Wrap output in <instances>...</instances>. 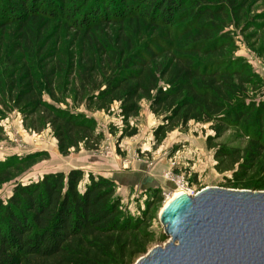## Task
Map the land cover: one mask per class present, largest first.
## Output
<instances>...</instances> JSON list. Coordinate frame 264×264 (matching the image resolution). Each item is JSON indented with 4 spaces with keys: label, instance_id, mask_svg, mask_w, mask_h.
Masks as SVG:
<instances>
[{
    "label": "trees",
    "instance_id": "16d2710c",
    "mask_svg": "<svg viewBox=\"0 0 264 264\" xmlns=\"http://www.w3.org/2000/svg\"><path fill=\"white\" fill-rule=\"evenodd\" d=\"M237 1L0 0V29L18 28L17 43L5 58L11 68L7 81L0 73L2 110H17L36 132L41 127L34 124L44 122L62 155L81 145L95 149L101 135L93 120L44 101L30 63L29 54L38 48L30 24L70 20L71 26L87 31L136 17H144L152 27L179 21L189 24L187 34L194 29L183 48L164 47L163 39L134 50L126 37L125 47L118 37L101 49L113 56L111 73H102L95 61L86 60L81 89H90L89 98L100 109L119 103L124 119L138 113L143 99L148 101L159 120L153 130L155 144L190 122L210 124L214 138L227 127L243 128L248 137L243 149L211 145L213 137L207 142L218 173L245 178L264 154V103L249 101L247 88L255 90L259 83L240 60L222 61L226 40L215 39L225 27L227 12L237 10ZM52 78V72L43 75L47 87ZM135 134L132 130L128 136ZM9 168L10 164L0 165V183L10 176ZM115 190L111 180L80 170L45 174L35 182L16 185L8 200L0 202V264H133L147 253L150 208L160 199L154 191L146 209L133 217Z\"/></svg>",
    "mask_w": 264,
    "mask_h": 264
},
{
    "label": "rangeland",
    "instance_id": "374dc122",
    "mask_svg": "<svg viewBox=\"0 0 264 264\" xmlns=\"http://www.w3.org/2000/svg\"><path fill=\"white\" fill-rule=\"evenodd\" d=\"M236 8L227 12L225 27L215 39L226 40L222 61L240 60L250 68L259 84L255 90L247 88L249 101L261 105L264 103V0H245L244 3L238 0ZM70 23V20H52L30 24L34 29L33 39L37 38L33 45L38 47L29 54L30 63L44 101L67 113L83 114L93 120L101 140L93 150L81 145L78 150L71 149L62 155L48 125L37 122L34 125L41 127V131L32 130L31 122L17 110L4 112L0 100V165H11L10 176L0 183V202L5 203L18 184L35 182L45 174H66L71 170L111 180L116 186V196L122 199L133 217L140 216L156 191L160 201L150 208L146 228L151 241L148 253L168 241L159 219L167 200L183 192L181 184L195 194L206 188L264 193V154L258 166L245 178L235 180L232 172L221 174L216 170L214 150L210 149L207 139L213 137L211 145L243 149L248 142L243 128L227 127L214 138L210 124L190 122L183 129L168 132L159 144H155L153 130L159 120L151 113L148 101L143 99L138 113L124 119L120 116L119 103L100 109L89 98L93 95L90 89H81L80 76L86 60L95 61L102 73H111L115 65L111 64L113 56L101 49L113 44L116 38L123 40L124 47L128 39L134 50L163 39L164 47L180 49L194 32L191 28V34L186 33L185 27L189 24L175 21L170 26L152 27L144 17H136L85 31ZM17 29L16 25L0 29L3 81H7L6 73L11 71L5 58L17 43ZM50 72L53 78L47 87L43 75ZM132 130L136 134L129 137ZM35 154L37 157L32 162L20 165V160ZM145 255L135 258L133 264Z\"/></svg>",
    "mask_w": 264,
    "mask_h": 264
},
{
    "label": "water",
    "instance_id": "95a60500",
    "mask_svg": "<svg viewBox=\"0 0 264 264\" xmlns=\"http://www.w3.org/2000/svg\"><path fill=\"white\" fill-rule=\"evenodd\" d=\"M159 221L168 241L135 264H264V193L181 194Z\"/></svg>",
    "mask_w": 264,
    "mask_h": 264
},
{
    "label": "built area",
    "instance_id": "2783aa9c",
    "mask_svg": "<svg viewBox=\"0 0 264 264\" xmlns=\"http://www.w3.org/2000/svg\"><path fill=\"white\" fill-rule=\"evenodd\" d=\"M181 189L183 190V194L189 195V196H194L195 193L190 191L186 185L181 184Z\"/></svg>",
    "mask_w": 264,
    "mask_h": 264
},
{
    "label": "bare ground",
    "instance_id": "6f19581e",
    "mask_svg": "<svg viewBox=\"0 0 264 264\" xmlns=\"http://www.w3.org/2000/svg\"><path fill=\"white\" fill-rule=\"evenodd\" d=\"M177 191H181V190H177ZM182 193H183V192L181 191V193H176V194H174L172 197H170V198L167 200L166 205H168V203H169L170 201H172L174 198L178 197V196L181 195ZM166 205H165V207H166Z\"/></svg>",
    "mask_w": 264,
    "mask_h": 264
}]
</instances>
